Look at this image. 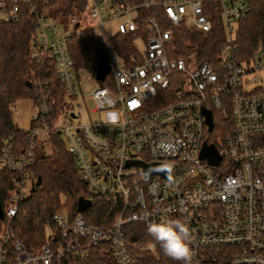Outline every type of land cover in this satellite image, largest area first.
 I'll list each match as a JSON object with an SVG mask.
<instances>
[{"label":"built area","instance_id":"obj_1","mask_svg":"<svg viewBox=\"0 0 264 264\" xmlns=\"http://www.w3.org/2000/svg\"><path fill=\"white\" fill-rule=\"evenodd\" d=\"M33 1L0 0V22L16 20L20 4L28 7L35 16L30 57L38 68L48 64L58 85L33 83L46 89L35 93L28 147L18 155L7 143L0 147V169L17 173L2 218L7 223L15 215L31 188L23 169L36 141L46 142L53 134L62 137L89 207L101 201L114 214L102 230L86 223L82 212L71 216L58 209L46 223V241L30 251L9 239L4 224L0 264H8V244L15 254L12 264H53L101 243L108 245L115 264H137L131 250L155 255V248L127 242L124 225L147 227L165 219L186 222L191 264H220L213 252L218 249H225L226 264H264V54L257 50L240 57L233 44L236 20L247 13L248 1L84 0L79 13L66 16L51 14L46 6L37 9ZM217 15L224 42L213 61L198 60L192 51L179 55L176 32L205 35ZM87 18L91 21L83 23ZM112 22L113 36L130 39L127 64L113 36L104 38L103 26ZM67 23L66 32L57 28ZM82 27L98 28L105 43L108 71L102 81L76 68L67 51V40ZM83 110L88 119L80 121ZM203 110L211 117L209 131ZM58 116L62 122L56 125ZM210 146L218 156L215 165L204 155ZM134 161L165 169L143 174Z\"/></svg>","mask_w":264,"mask_h":264},{"label":"trees","instance_id":"obj_2","mask_svg":"<svg viewBox=\"0 0 264 264\" xmlns=\"http://www.w3.org/2000/svg\"><path fill=\"white\" fill-rule=\"evenodd\" d=\"M247 13L236 20L233 44L237 55L250 57L252 53L261 50L264 54V0H247ZM84 0H34L37 9L46 6L51 14L66 16L79 13ZM34 14L26 5H19L16 20L0 22V147L7 143L14 154H21L28 147L27 136L30 131L17 127L12 118V105L21 99L29 98L32 103L35 93L45 91L35 87L33 83L41 85L47 81L48 85H58L56 74L48 64L38 68L36 61L30 57L33 36ZM95 29L82 27L79 34L67 40V51L74 61L76 68L93 73L96 66L106 63L105 43ZM181 52L192 51L198 60L212 62L214 55L224 42L222 22L218 15L212 22L210 31L205 35L190 29L180 28L175 35ZM178 36V39H177ZM116 52L122 57L123 63L130 62L132 54L130 39L127 36L113 37ZM183 47V48H182ZM29 82V86L25 85ZM214 115V114H213ZM46 142H50L53 150L45 152L44 141L36 144L32 149L30 162L23 169L29 176L33 188L27 196L18 203L15 215L6 223L0 219V228L6 224L11 241L19 242L27 250H38L47 239L46 223L53 212L65 208L71 216L77 214L76 199L85 196L86 190L74 168L72 158L66 151L62 141L56 135H51ZM17 173L8 169H0V207L9 199L12 190L11 179ZM113 209L96 201L80 215L82 219L102 230L106 229L113 217ZM50 229L57 233L52 225ZM124 238L131 244L152 243L155 255L147 250H131L137 264H181L166 256L159 244L155 243L147 232V227L141 223L130 222L124 225ZM5 246L8 264L14 262L15 254ZM222 264H226L225 249L213 251ZM224 259V260H223ZM220 263V264H221ZM53 264H115L110 249L106 243L90 246L84 255L68 254L62 259L54 260Z\"/></svg>","mask_w":264,"mask_h":264},{"label":"clouds","instance_id":"obj_3","mask_svg":"<svg viewBox=\"0 0 264 264\" xmlns=\"http://www.w3.org/2000/svg\"><path fill=\"white\" fill-rule=\"evenodd\" d=\"M147 232L166 256L181 264H191L194 252L190 246V232L186 222L180 219L152 222L147 225Z\"/></svg>","mask_w":264,"mask_h":264},{"label":"rangeland","instance_id":"obj_4","mask_svg":"<svg viewBox=\"0 0 264 264\" xmlns=\"http://www.w3.org/2000/svg\"><path fill=\"white\" fill-rule=\"evenodd\" d=\"M91 20L89 18L83 20V23H88ZM71 27L70 24H66L65 28H62L61 24H58V27L60 30H62L63 32H66L69 28ZM95 34L99 35V29H95ZM113 32H114V26H113V22L112 23H108L105 24L103 26V34H104V38L106 39H111V37L113 36ZM114 37V36H113ZM140 46V44H138ZM110 56L114 57L115 53L114 52H110ZM84 76L87 77V74H85ZM86 87H91V84L89 82H87L85 84ZM64 101L68 102V98L64 97ZM11 111H12V118L13 121L16 123L17 127H19L22 130L28 131L30 129V119L34 113V105L32 103V101L29 98H24L21 100L16 101L12 107H11ZM79 118L78 120L80 121H85L86 119H88L87 113L83 110V111H79ZM100 116L103 118V114L100 113ZM92 118V116H90ZM62 122V117L58 116L54 123L56 125L60 124ZM215 123V120H214ZM215 132V130H214ZM58 140L62 141V137L60 135L56 136ZM36 144H38V140L36 141ZM44 149L45 152H48L49 150H53V146L52 144L48 141L44 143Z\"/></svg>","mask_w":264,"mask_h":264},{"label":"water","instance_id":"obj_5","mask_svg":"<svg viewBox=\"0 0 264 264\" xmlns=\"http://www.w3.org/2000/svg\"><path fill=\"white\" fill-rule=\"evenodd\" d=\"M76 24V23H75ZM74 24V25H75ZM108 71V67L104 64L98 65L95 67L94 72H93V77L98 80V81H102L104 76L106 75ZM26 86H29V82H25ZM203 113L205 115V122L207 125V131H209L211 129V117L209 112L203 110ZM205 158L207 160V162H209L210 164H217L218 162V156L215 154V151L213 149V147H209L208 149H206V151L204 152ZM131 164L134 165H138L142 167V172L143 174H150V173H163L164 169H165V165H156V164H142L141 162H131ZM33 188V185L31 184V189ZM90 206V202L87 199H84L82 196H78L76 199V211L81 213L83 212L85 209H87ZM2 211H1V207H0V219H2Z\"/></svg>","mask_w":264,"mask_h":264}]
</instances>
